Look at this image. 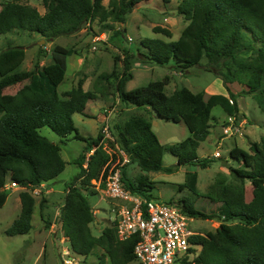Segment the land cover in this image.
<instances>
[{"label": "trees", "instance_id": "1", "mask_svg": "<svg viewBox=\"0 0 264 264\" xmlns=\"http://www.w3.org/2000/svg\"><path fill=\"white\" fill-rule=\"evenodd\" d=\"M22 1L10 0L1 5L0 35L26 32L53 41L73 35L96 21L102 33L110 30L112 38H118L122 33L112 24L124 26L126 16L136 6L151 0H109L107 6L103 0H41L43 14ZM171 1L162 0L164 4ZM176 10L187 21L178 39L170 42L142 39L136 50L142 57L141 62L161 67L172 62L173 70L181 74L202 66L205 72L222 80L227 96L216 94L205 100L204 92L194 93L186 87L166 95L168 76L126 91L125 85L132 78L133 57L125 48H122L121 71L102 74L96 82L97 85L99 81H111L121 104L148 115L132 116L113 127L119 148L129 159L121 169L123 186L145 200L156 199L154 183L147 174L173 172L172 168L163 167L164 153L175 157L177 168L184 164L201 169L210 166L209 158H198L197 149L210 134L214 107H220L236 126L241 119L245 120L237 97L252 96L264 112V0H179ZM152 32L172 37L166 28L156 26ZM73 53L70 48L55 45L51 48L48 70L36 62L32 70L22 71L24 48L14 46L0 52V208L8 197L7 180L33 190L54 181L65 169L60 147L42 137L39 130L49 128L64 140L71 136L85 146L74 161L78 173L66 186L59 211L62 235L72 252L79 256H88L99 248L110 264H129L135 260L133 250L138 237L119 240L115 221L103 228L99 236H94L90 227L95 217L88 197L97 195L90 191L91 182L107 177L109 156L101 146L102 133L95 138H84L73 121L76 114L92 117L85 113L86 104L96 101L102 92L98 94L95 86L94 91H84L81 80L62 95L57 92L65 78L67 58ZM203 59L206 63L201 65ZM233 83L243 88L234 94L229 89ZM18 84L23 85L9 100H4L3 91ZM151 115L173 124H184L189 136L178 144L164 147L152 131ZM92 149L93 153L87 157ZM229 159L239 164L237 168L229 167L233 182L218 174L209 191L200 195L197 173L187 171L184 183L178 186L180 191L187 189L204 202L199 209L191 200H178L176 206L182 214L191 219H216L220 223L213 232L195 233L190 237V243L196 248L190 249V253L196 256L190 261L186 259L184 264H264V138L250 144L247 151L232 147ZM129 164H136L141 171L135 180L123 171ZM246 182L251 185L249 199L244 187ZM19 201L18 217L4 232L8 237L27 235L32 229L35 200L29 192L21 191ZM207 205H215V211L206 213Z\"/></svg>", "mask_w": 264, "mask_h": 264}, {"label": "rangeland", "instance_id": "2", "mask_svg": "<svg viewBox=\"0 0 264 264\" xmlns=\"http://www.w3.org/2000/svg\"><path fill=\"white\" fill-rule=\"evenodd\" d=\"M10 0H0V8L3 3ZM109 0H103V5L107 6ZM22 4H29L35 7L40 14L44 13L41 0H24ZM179 0H172L169 4H164L162 0H151L140 3L126 16L124 26L112 24L115 30L122 34L118 38H112L113 33L104 31L98 22L88 23L82 29L70 36L59 37L53 41H45L37 34L26 32H13L0 35V52L8 47L19 46L25 50V60L20 70L30 71L36 62L44 70H48L51 63V48L60 45L70 48L74 53L67 58V71L64 81L58 86L59 95L76 87L78 81L85 84L86 91L97 89L99 96L96 101L88 103V114L92 117L74 115V125L80 136L84 138H95L98 133H102V149L109 156L107 163V177L109 171L123 159L122 151L118 145V136L114 130V125L127 121L132 116H148L143 110L126 108L117 98L114 87L106 81L96 82L102 74H110L113 70L121 71L123 51L129 50L131 59L132 78L125 85V90L130 91L138 87L146 86L150 82L161 81L166 76L170 78L165 87L166 95H170L180 87H186L192 92H205L208 97L213 94L227 95V91L221 79L205 72L202 66L193 67L184 74L174 71L170 62L166 66H156L142 63V57L137 54L139 42L144 38H157L166 42L176 41L181 31L187 25V21L177 13ZM168 29L172 37L166 38L161 34H154V27ZM125 28V31L123 29ZM101 36L103 40L95 42V38ZM131 39V41L129 40ZM95 48V49H93ZM141 52V51H140ZM143 53V50L142 52ZM206 61L203 59L201 65ZM110 84V85H108ZM23 84L9 87L3 91L4 100H9ZM111 86V87H110ZM243 87L237 83L230 84L232 93L239 92ZM207 90V92H206ZM241 113H244L245 120L241 119V126H236L232 118L227 120V115L220 107H214L211 111L210 134L206 140L200 143L197 149L198 158H209L211 164L206 169L182 165L177 168V160L168 152L163 156V167L172 168L173 172L167 174L163 171L149 172L147 175L154 183L153 195L156 202L166 203L172 201L174 205L180 199L191 200L196 208L204 204L202 198H197L187 189L180 191L178 186L185 181V172H196L197 192L202 195L209 191L218 174H223L228 181H232L229 167L237 168L239 164L229 159V151L237 146L245 151L249 145L260 142L264 138V112L261 110L252 96H242L236 98ZM102 116V118L100 117ZM151 128L157 136L159 142L164 147L178 144L189 136L184 124H173L151 115ZM230 129L231 134L225 136L222 130ZM39 134L50 142L60 147V156L65 162L64 171L54 180L47 183L50 192H46V187L40 193L30 195L35 200V208L32 216V229L27 235L8 237L4 232L11 226L20 212V201L17 198L22 189L14 187L7 189V200L0 208V264H65L64 260L73 258L72 264H110L107 256H103V251L95 248L88 256H79L72 252L69 242L63 237L59 211L62 207L66 195V186L73 181L78 173V168L74 161L81 154L85 143L74 140L71 136L66 140L59 138L49 128H42ZM219 157H215V153ZM126 165V164H125ZM127 177L135 180L141 174L136 164L127 165L124 170ZM92 181V188L97 195L88 197L96 211L93 223L90 225L92 234L99 236L102 229L112 225L116 219L118 201L110 199L106 194V180ZM7 184L10 182L7 180ZM43 185V184H42ZM41 185V186H42ZM246 196L249 199L251 185L245 183ZM42 188V187H41ZM46 192V193H45ZM89 195L90 192H84ZM141 198V197H140ZM143 199V198H141ZM206 206H202L204 209ZM206 213H213L215 205H207ZM216 219H191L188 222V230L197 234L213 232L218 226ZM64 250L68 251L65 256ZM129 264H138L136 260Z\"/></svg>", "mask_w": 264, "mask_h": 264}, {"label": "built area", "instance_id": "3", "mask_svg": "<svg viewBox=\"0 0 264 264\" xmlns=\"http://www.w3.org/2000/svg\"><path fill=\"white\" fill-rule=\"evenodd\" d=\"M95 42L103 40L101 36L95 38ZM131 41V39H129ZM95 49V48H93ZM222 134H231L230 129L222 130ZM94 149L88 154L91 155ZM123 159L109 171L106 180L107 196L118 201L116 213V232L119 240L124 241L133 236L139 241L135 245L133 255L138 264H184L185 260H192L196 253H190L195 247L189 239L195 233L188 230V222L191 218L182 214L174 204L156 202L154 200L141 199L127 191L122 183L121 169L129 163L128 157L121 152ZM219 157V153L214 154ZM86 164L84 165V167ZM18 187L15 183L5 188ZM42 187V188H41ZM22 191L34 194L40 193L44 186L29 190L26 187H18ZM196 249V248H195ZM65 256L69 253L64 250ZM65 264H72V257L64 260Z\"/></svg>", "mask_w": 264, "mask_h": 264}, {"label": "crops", "instance_id": "4", "mask_svg": "<svg viewBox=\"0 0 264 264\" xmlns=\"http://www.w3.org/2000/svg\"><path fill=\"white\" fill-rule=\"evenodd\" d=\"M230 86V85H229ZM85 88V84H83V89ZM84 91H86L85 89H84ZM204 92V91H203ZM206 92H207V90H206ZM196 93H198V92H196ZM213 95H215V94H213ZM211 96V95H210ZM225 96H227V95H225ZM204 98H205V100H207L208 99V96L207 95H205V92H204ZM238 98V97H237ZM88 103H90V102H88ZM88 103L86 104V109H85V113H87L88 114ZM241 112H243V111H241ZM88 115H92V114H88ZM101 118H102V116H100ZM227 120L228 121H230L231 120V118H229L228 116H227ZM241 126V124H239V126L238 127H240ZM42 186H44V187H46V192H50V190L47 188V185L46 184H43ZM45 192V193H46ZM18 200H19V197L17 198V202H18ZM91 205H93L92 203H91ZM95 210H94V217H95ZM18 217V216H17Z\"/></svg>", "mask_w": 264, "mask_h": 264}, {"label": "water", "instance_id": "5", "mask_svg": "<svg viewBox=\"0 0 264 264\" xmlns=\"http://www.w3.org/2000/svg\"><path fill=\"white\" fill-rule=\"evenodd\" d=\"M241 112V111H240Z\"/></svg>", "mask_w": 264, "mask_h": 264}]
</instances>
